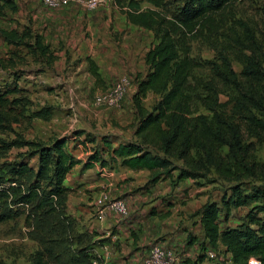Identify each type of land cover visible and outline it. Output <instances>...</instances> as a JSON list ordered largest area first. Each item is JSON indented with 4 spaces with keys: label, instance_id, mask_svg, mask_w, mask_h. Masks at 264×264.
<instances>
[{
    "label": "trees",
    "instance_id": "1",
    "mask_svg": "<svg viewBox=\"0 0 264 264\" xmlns=\"http://www.w3.org/2000/svg\"><path fill=\"white\" fill-rule=\"evenodd\" d=\"M0 1L1 5L16 9L14 0ZM117 1L121 3V0ZM147 1L156 7L164 5V0ZM231 1L185 0L180 10L169 18L155 8L141 9L137 0H127V20L153 29L157 34V41L148 47L143 56L145 72L137 73L134 78L135 89L131 98L136 119L133 130L135 139L115 147L106 144L107 149H94L83 162L84 167H90L95 161L105 165L110 160L119 159L122 166L134 170L148 169L152 182L170 177L173 184L183 179L195 180L209 173H215L218 178L229 182L231 194L222 199L224 225L219 220L220 207L216 200L207 201L194 213L199 216L204 237L197 240L191 232L187 233L186 245L195 243L201 249L191 264H202L205 248H216L220 244L223 251L229 254L227 264H249L250 256L264 264V216L260 214L264 212V201L246 212L248 222L226 224L232 207L243 206L249 199L260 198L258 193L249 195L243 192L242 185L251 178L264 180V162L253 158L255 142L245 140L242 125L218 109L217 99L219 85L231 87L235 92L232 111L239 115L245 112V121L264 134V119L252 112V109H257L264 113V57L254 47L247 46L250 53L245 54L244 64L237 73L227 55L222 54L220 62L211 63V75L202 83L207 94L201 100L210 114L195 112L191 102L190 77L198 62L189 55L188 35L202 28L212 19L214 12ZM240 23L248 34L247 39L254 44V33L248 24ZM0 35L7 42H23V36H18L14 29L1 28ZM36 40L38 45L40 42ZM43 49H40L41 54L44 53ZM15 91L16 85L0 88L1 128L8 126L14 107L19 105V98L8 97ZM149 91L158 96L150 108L143 102ZM66 142V136H57L49 142L27 139L19 134L11 139L0 137L1 151L26 146L29 149L27 154L37 159L36 168L26 161L16 160L7 164V173L13 179L31 173L34 180L25 189L15 180L6 186L0 182V197H11L13 202L22 205L34 202L36 209L46 212L44 216L55 215V222L46 220L48 222L43 225V228L52 229L55 237L40 240L55 244L56 248L50 250L45 246L43 250H37L29 264H50V255L57 264H92L94 258L90 251L92 245L88 246L87 252L81 246H76L68 256H65L67 251L61 246L67 240L71 245L80 241V232L73 234L74 220L65 218L61 210L68 190L64 179L68 171L80 162L66 150ZM223 148H226L225 152ZM103 153H107L108 159L103 157ZM174 169L178 171L176 177L172 175ZM43 181L45 186L41 185ZM261 193L264 196V190ZM10 212H1L0 221L12 217ZM56 216H61V219ZM0 264H6L2 258Z\"/></svg>",
    "mask_w": 264,
    "mask_h": 264
},
{
    "label": "rangeland",
    "instance_id": "2",
    "mask_svg": "<svg viewBox=\"0 0 264 264\" xmlns=\"http://www.w3.org/2000/svg\"><path fill=\"white\" fill-rule=\"evenodd\" d=\"M17 1L18 12L16 13L10 9L8 5H1L2 1H0V29L10 28L12 26V21L15 20V16H28L30 14V12L27 11L28 8L24 5V2H21V0ZM137 1H139L141 9H146L148 7L155 8L156 10H159L162 15L170 18L180 10L185 0H164V5L162 7H156L147 0ZM34 2V5L36 4L34 11H38L39 13L52 11L56 14H62L66 16H125V10L127 9V0H121V3L117 0H107L103 6L90 11L76 5H70L71 7L65 6L60 9L52 10L44 7L41 0H34ZM211 18L212 19L206 22L202 28L200 27L196 29V31L188 35L187 38V41L190 44L189 55L198 62V65L193 69L190 77V82L192 84L190 89L192 99L191 102L195 112L206 114H210V112L204 106L201 100V98L207 94V90L202 83L211 75L212 62H220V56L225 54L229 58L233 69L239 73L244 64L245 54L250 53V50L247 46L254 47L256 52L259 55L262 54L261 56L264 57V0H233L227 3L219 11L214 12ZM118 20L120 19H115V21ZM17 22L19 26L17 27V32H21L23 34L21 36H24L22 45L23 49L20 47H14L11 50L5 48L4 45L6 44L0 35V88L3 86H12L13 84H16L17 91L10 93L8 97L10 99L13 97L19 98V105L14 107V110L10 116V123L6 128L0 127L1 138L11 139L16 136V134H19L27 139H36L43 142H49L51 139L57 136H66V150L72 154H75L74 156H78L81 155V151H84L82 147H85L86 150H88L90 147L93 151V148L96 147L97 144L104 142V137H107V133L111 132L112 128L116 129L115 134L117 135L121 134L122 130L127 131V129L132 126L134 130L135 112L130 99L131 90L128 91L126 95L127 97L124 100L125 102L120 107L121 111H119V113H122V115L117 116L115 108H110L109 110L104 111L103 109L107 108L95 107L92 104V97L95 93L94 92L91 94L93 88L92 90H89L86 98L82 93L84 83H86L87 79L84 78L82 80H78L77 84L79 86H75L73 81L67 79L65 71H57L51 66L45 68V65L42 63L44 61L43 57H45V54L42 56L38 52H34L31 49L30 41L32 39L29 38L30 34H28L30 30H28L27 26H25L22 21L19 20ZM240 22L248 24L254 33L256 39L254 44H252V42L247 39L248 34L243 29ZM111 25L113 24L111 23L110 27ZM116 25L121 28L119 31L108 32L105 30V34L104 36L102 35V37L113 44L112 47L115 49V51H121L124 49V51L128 54V58L126 60L127 69L121 71L119 74H117V76L120 74H127L130 79L134 81L135 73L143 74L146 70V65L142 64L141 57L144 55L148 47L157 41V34L155 30L147 29L142 25L130 24V26H128L125 21H123V24L116 23ZM79 26L81 36L91 38L94 35L90 33V29H86L85 24H81ZM70 41L71 40L69 39V42ZM68 50V48H65V53H68ZM46 56L48 58L54 56V60L56 59V56L52 54H48ZM129 70H132V72H129ZM9 71L13 73L12 77L9 74ZM51 73H53V76L50 79L49 75ZM234 95L235 92L231 87L219 85V92L217 95L219 102L218 109L224 115L232 118L235 121H238L242 125L245 140L255 142V149L252 153L253 158L264 162V134L245 121L243 116L245 112L239 115L232 111L231 107L233 104ZM157 97V95L149 93L143 99V102L148 108H150ZM83 99H86L84 102L86 106H83L82 103H79ZM74 110V115H76L77 120L73 123L72 127H69L71 118L74 116ZM92 111L101 112V114L108 113L109 115L106 120H102L101 118V120L98 122V120L93 118ZM252 112L264 119V113L261 111L252 109ZM97 122L101 127L100 130H98L99 127ZM107 123L110 124L111 129H108ZM79 135L84 141L88 140V142H90V138L88 136L94 135L95 142L93 145H87L86 143L82 144L81 148H76L75 145L79 143L76 141V139ZM134 138L135 136L132 132L131 140ZM96 148L98 149V147ZM225 150L226 148H223L224 152ZM28 151L29 149L26 146L12 147L6 151L0 150V182H3L5 186L10 185L11 180H15L14 182L17 185L21 184V188L25 189L34 180V176L31 173L15 177L16 179H13V177L7 173V164H12L16 160L26 161L30 166L36 168L37 159L36 157H31L29 154H27ZM89 153L90 152H88V154ZM88 154H85L81 157L86 159ZM106 159H108V156ZM124 167L125 166L120 164L119 159H117V161L110 160L109 164L107 165V169L114 171L113 176L109 177L113 182V190L117 193H120L121 191L118 185V180H120V175L123 173ZM177 172L178 171L175 169L172 170V175L176 177ZM91 176L95 177L96 173L91 172V175L87 174L88 181L92 179ZM41 185L45 186V181L41 182ZM229 185V182L218 178L215 173H209L208 175L195 180L191 179L188 183H186V180L183 179L173 183L169 191L160 193L159 202H165V199L162 197L166 195V197H168L170 200L169 202L174 199L177 204L175 206L177 210L172 211V215L170 213L165 216L168 217L167 221H170L174 217V224L176 227H181L182 224L185 223L188 225V227H190V225L194 226L195 229V227L199 228V225L196 220L197 215L194 213L196 212V208L202 205V203L205 201L216 200L220 207L219 220L221 222L224 221V205L222 204V199L231 194ZM70 190L71 188H68L67 190L70 199L67 194L66 201L63 207H61V210L64 211L63 215L65 214V218L74 220L73 223L75 222V230L73 234L80 232V235L78 236V240L80 241H77V243L72 245L69 240L62 242V248H65L67 251L65 252V256H68L76 246H81L82 249L87 252L89 251V245L99 246L101 242H111L110 236L102 237L99 240L93 241V235L94 232H96L94 227L96 226L92 225L90 231L87 227L88 221L84 219L85 216L81 215L82 212L78 208L79 205L86 210L91 209V212L93 211V205L87 204L89 201V195L91 196L89 191L85 190L81 192V195L84 197V199L78 202L74 198L78 196V191H76L74 188L73 190L75 193H77L75 194L74 192H69ZM160 190L162 189L160 188ZM242 190L249 195L258 193L260 198L258 200L249 199L246 205L236 208L232 207L228 218L230 224L248 222L247 218L245 217L246 212L253 205L260 204L264 201V196H262L261 193V191L264 190V180L256 178L247 179L244 181V185H242ZM123 195L124 194L122 193L120 195L113 194L114 197L120 198H124L125 195ZM185 202L187 203L185 207H188L189 210L186 212V216L183 214V209L179 207ZM56 204L58 205L57 201ZM4 210L11 211L10 214L12 215V217L9 219L0 221V258H2L6 264H29L37 250H43L45 246H48L50 250H54L56 248L55 244L50 242L45 243L40 240L47 237H55V232H51L52 229L48 230L47 228H43V225L46 222L53 220L55 222V215L53 216L50 214L49 216H44L46 215V212L41 209H36L34 202L27 205H22L13 202L11 197L2 196L0 197V213ZM134 213H136V210L132 213V215ZM76 214L82 216L81 222H77L74 218ZM260 214L264 216V212H261ZM56 217L61 219V216ZM123 217H125L124 219L127 220L131 217V215L126 214ZM167 221L163 220V218L159 216L156 221H153L154 223L149 229L156 227L159 228V232L154 234V236H152L153 238H150V236H144L142 233L138 234L135 231L134 233L130 234V237H134L135 239L133 238V240H135L136 243H125V246H123V242L117 240L116 245L118 248H120V245H122L123 249V252L120 253L119 259L126 258V255L130 250L128 247L139 244L136 240H140V245H138L136 250H139L140 248H145L148 250L153 244L163 241L165 239L163 237L167 236L164 233L165 231L161 230L163 224L171 228V232L169 231L170 234H178L179 230L176 229L174 225H171L172 221L171 223H167ZM221 224L224 225V222ZM98 228L96 230H98ZM41 233L44 235H41ZM70 234H72V232ZM197 235L200 237L199 231L197 232ZM176 246V253L179 258L177 264H188V262L191 264L201 252V249L196 244L194 247L189 248L186 245L184 239ZM91 252L94 255L93 257H95V254L97 253L94 251ZM140 256L142 257L143 254ZM143 258L144 256L142 257L141 262H143ZM49 260L50 264H57L51 255ZM102 262L111 263L113 262V259L110 261L109 259L103 258ZM118 262H120V264H142L141 262H128V260H119ZM223 264H227V261L224 260Z\"/></svg>",
    "mask_w": 264,
    "mask_h": 264
},
{
    "label": "crops",
    "instance_id": "3",
    "mask_svg": "<svg viewBox=\"0 0 264 264\" xmlns=\"http://www.w3.org/2000/svg\"><path fill=\"white\" fill-rule=\"evenodd\" d=\"M14 2L16 4V9L13 11L16 13L18 12V4H17L18 1L14 0ZM21 2H24L25 7L28 8L27 11L30 12V14L28 16H23V15H21L20 17L15 16V20L12 21V26L6 29H14L17 32L18 31L17 27H19L17 21L19 20L22 21V23H24V25L27 26L28 30H30L28 34H30L29 38L32 39L30 41L31 49L34 52L35 51L38 52L42 56H44L43 54H45V57H43L44 61L42 62L43 65H45V68L51 66L54 67L55 70L57 71L58 70L65 71L67 75V79L73 81L75 83V86H79L77 84L78 80H82L84 78L87 79L86 83H84V87L82 91L85 98L87 93H89V90H92V88L93 90L91 94L99 91V89H106V87L110 86L113 83L114 79L117 77V74L127 69L126 60L128 58V54L124 51V49L121 51H115V49H113L112 47L113 44L110 41L108 42L104 37H102V35L104 36L105 34V30L108 32L119 31L121 28H119V26H117L116 23L123 24V21H125V23H127L128 26H130V24L132 23H130L127 20V18L125 17L126 15L125 16L99 15L96 17H91V16L81 17L77 15L66 16L62 14H56L52 11L39 13L38 11H34V9L36 8V4L34 5L35 3L34 0H24V1L21 0ZM115 19H120V20L115 21ZM111 23L113 25H111L110 27ZM81 24H85L86 29H90L91 30L90 33L94 34L91 38H86L81 36L80 26H79ZM17 35L21 36L23 34L21 32H17ZM36 39H38L40 42L38 45L36 44L37 41ZM69 39L71 40L70 42ZM23 40H24V36H23ZM4 43L6 44L4 45L5 48L9 50L13 49L14 47L15 48L20 47L23 49L22 46L23 42L12 43L4 40ZM42 48H44L43 54L40 53L41 52L40 49ZM65 48L69 49L68 53H65ZM48 54L55 55L56 59L54 60V56L48 58L46 56ZM143 56L141 57V62L144 65L145 63ZM52 60L54 61V63ZM129 72H132V70H129ZM9 74L11 75V77L13 76V73L11 71H9ZM52 74L53 73L49 75L50 79L53 76ZM130 80L131 83L129 90H131V95H132L135 89V81H132V79ZM149 93L154 94L153 92L149 91L147 95ZM130 99L132 102L131 96ZM85 100L86 99H83L79 103H82L83 106H86V104L84 103ZM124 102L125 101H123V103ZM115 109L117 116L122 115V113H119V111H121L120 107ZM103 110L106 111L109 109H103ZM74 112L75 110L73 111V115L75 114ZM92 113H93V118L98 120V122L101 120V118L102 120L104 119L106 120L109 115L108 113L101 114V112H93V111ZM76 118H77L76 115H74L71 118L69 127L73 126V123L77 120ZM98 122H97V125L99 127L98 130H100L101 127ZM135 123H136V119H135ZM107 127L108 129H111L109 123H107ZM115 131L116 129L112 128L111 132L107 133V137L106 136L104 137L106 143L101 142L100 144H97L96 147H98V149L99 148L107 149L106 144H110L112 147H115L119 143L127 142L131 140L133 126L128 128L127 131L122 130L121 134L118 135L115 134ZM77 137L78 138L76 139V141L79 143L75 145L76 148L77 147L81 148L82 144H86V143L87 145H93V143L95 142L94 135L88 136L90 138L89 140L90 142H88V140L84 141L80 135ZM96 147H94L93 150L97 149ZM82 149H84V151H81V155L75 156L76 158L80 159V162L76 163L68 171L64 179V184L66 187L71 188L69 192L75 193V191L73 190L74 188L76 191H78V196L74 197L78 202L84 199V197L81 195V192L86 190L89 191V193L91 194V196L89 195V201L87 202V204L93 205L92 206L93 211L91 212V209L86 210L80 205L78 206V208L82 212L81 215L85 216V218L84 217L83 218L88 221L87 227L90 231L92 225L96 226L97 228L100 227L98 228V230H96L97 228L94 227V230L96 232H94L93 241L99 240L102 237L110 236L111 238V242L108 241L105 243L101 242L99 246L92 245L90 248L91 251H94L95 253L98 254H103V256H105V259H109L110 261L111 259H113V262L105 263V264H120V262H118L119 260L120 261L128 260V262H133V263L141 262L142 257L146 256L149 249L147 250L145 248H140L139 250H136L138 245H140V240H136L139 243L138 245L136 246L131 245L132 247H128V249L130 250L126 255V258L119 259L120 253L123 252L122 245L125 246V243H130V244L136 243L135 240H133L134 237L133 238L132 236L130 237V234L134 233L135 231L138 234L142 233L144 236H150V238H153L152 236H154V234L159 232V228L157 227L153 229H149L150 226L154 223L153 221H156L158 216L162 217L163 220L167 221L168 217L165 216L170 213L172 215L173 213L172 211L177 210V208H175V206L177 205L176 202L174 201V199H172V201L169 202L170 200L168 197H166L167 195L162 197L165 199V202L163 203L159 202L160 193H165L169 191L172 187L171 184L172 181L170 177L161 178L156 182H152L149 180L150 171L148 169L134 170L128 167H124L123 173L120 175V180H118V185L121 191L120 193H117L113 190V182L110 180L111 178L109 177V176L111 177L113 176L114 171L111 169H107V165L109 164L110 161L105 165H101L99 161H95L90 167H84L83 162L85 161V159L81 156L88 154V152H91L92 150L90 147L88 150H86L85 147H82ZM103 157L106 158L107 153H104ZM91 172H95L96 176L95 177L91 176L92 179L88 181L87 174L91 175ZM188 182L189 180H186V183ZM160 188L162 190H160ZM121 193L125 195L124 198L127 203L128 211L126 214H130L131 217L125 220L124 219L125 217L123 216H125L126 214L119 215L113 212L112 210H108L105 213L103 219L101 220L96 219L95 210L97 206L102 205L101 202L102 194H107V196L114 197L113 194L120 195ZM206 202L207 201H205L204 203ZM204 203H202V205ZM186 204L187 203L185 202L183 205L179 206L181 207V209H183V214L185 216H186V212L189 211L188 207H185ZM202 205L196 208V210L200 209ZM135 210L136 213L132 215V213L135 212ZM82 216L76 214L74 218L76 219L77 222H81ZM174 220L175 218L173 217L170 221H167V223L168 222L171 223L172 221L171 225H174V227L179 230V233L176 235L170 234L171 228L163 224L161 230L165 231L164 233L167 236L163 237L165 238L163 241H159L160 244L173 247L174 249L176 248L175 250H177L176 245L178 243H181L183 239L185 240L186 243L188 242L186 238L188 232H191L194 237H197V240L203 239L204 235L199 222L198 215L196 220L198 222L199 228L195 227V229L194 226L190 225V227H188V225L185 223H183L181 227H176V225L174 224L175 223ZM226 224L235 225V224H230L229 220H227ZM193 229H194L193 231L194 233L192 232ZM198 231L200 232V237L197 235ZM117 240L123 242L122 245H120V248H118V246L116 245ZM194 246L195 243L188 247L191 248ZM219 246L222 247L221 244ZM141 254H143L142 257L140 256Z\"/></svg>",
    "mask_w": 264,
    "mask_h": 264
},
{
    "label": "built area",
    "instance_id": "4",
    "mask_svg": "<svg viewBox=\"0 0 264 264\" xmlns=\"http://www.w3.org/2000/svg\"><path fill=\"white\" fill-rule=\"evenodd\" d=\"M41 2L48 9H60L65 6L76 5L90 11L103 6L107 0H41ZM130 83L131 80L127 74L118 75L110 86L93 94L92 104L97 108L121 107L129 91ZM101 202L102 205L97 206L95 210V218L98 220L103 219L108 210L119 215H124L128 211L124 198L102 194ZM103 258L105 259L103 254L97 253L92 259V264H105L102 262ZM178 260V255L173 247L155 243L149 248L142 264H177ZM224 260L229 262V254L223 251V247L207 246L205 248L202 264H223ZM248 262L249 264H260V260L254 256H250Z\"/></svg>",
    "mask_w": 264,
    "mask_h": 264
}]
</instances>
